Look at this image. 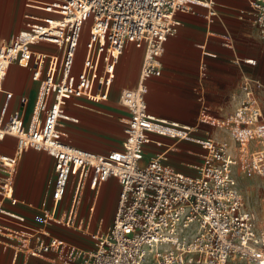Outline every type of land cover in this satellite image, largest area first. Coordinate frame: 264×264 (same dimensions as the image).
Listing matches in <instances>:
<instances>
[{
    "label": "built area",
    "instance_id": "1",
    "mask_svg": "<svg viewBox=\"0 0 264 264\" xmlns=\"http://www.w3.org/2000/svg\"><path fill=\"white\" fill-rule=\"evenodd\" d=\"M239 16L258 27L264 45V0H247ZM217 0H48L36 2L44 14L29 13L23 28L0 43V140L14 137L13 154L0 151V244L14 259L24 249L46 256L51 264H264V226L248 206L234 169L241 163L264 176V114L261 79L241 78L234 111L213 118L201 102V121L231 133L240 154L212 136L196 138L191 127L158 117L147 102L148 79L160 76L166 42L177 32V12L212 8ZM90 23L82 63L76 68L82 31ZM225 40L231 44L230 36ZM41 43L53 46L48 50ZM143 50L138 82L127 85L134 50ZM26 67L38 83L30 98L19 97L6 119L15 93L5 87L12 64ZM115 101L129 112L121 148L96 152L72 143L68 111L78 98ZM153 134L193 140L204 149L196 170L174 166L166 152L145 159V146L160 144ZM257 144L250 150L251 142ZM54 159L50 188L39 205V222L12 210L18 163L28 149ZM116 178L120 189L110 224L91 227L101 187ZM86 205V206H85ZM86 207V208H85ZM61 225L90 237L84 246L53 233ZM53 253V256L50 254Z\"/></svg>",
    "mask_w": 264,
    "mask_h": 264
},
{
    "label": "crops",
    "instance_id": "2",
    "mask_svg": "<svg viewBox=\"0 0 264 264\" xmlns=\"http://www.w3.org/2000/svg\"><path fill=\"white\" fill-rule=\"evenodd\" d=\"M43 1L48 0H0V43L13 38L23 28L27 14H44L45 12L36 8V2ZM242 8L249 9L247 0H217V4L212 8L195 5V12H177V18L181 20V24L178 26L177 32L166 42L165 52L162 56V74L151 77L147 81L149 86L147 102L151 113L177 122L179 125L190 126L193 137L212 136L217 141L227 139V134L222 128L201 121L199 96L202 95L207 104L210 116L222 118L232 113L238 104L241 97L243 74L257 77L264 83V45L258 27L239 16ZM226 36H230L231 44L225 40ZM38 47L43 50L53 48L47 43H41ZM136 57L137 51L134 50L127 71V85H135L138 82L143 50H141L139 67L135 70ZM5 87L15 93L6 115V119H8L10 113L20 106V95H28L30 102L35 99L38 83L32 80L28 68L14 63L8 70ZM258 95L264 114V89L260 90ZM4 96L5 94L0 92V112ZM114 96L113 93L107 101L95 102L78 98L74 102H70L69 113L79 119L78 122L67 121L65 125L68 138L72 143L100 153L122 147L126 125L121 147L115 146L102 150L87 143L82 144V140H77L74 136L75 125L82 123L85 110H95L112 116L113 113L110 112V109L105 110L104 107L113 109L116 107V110L124 111L126 116H122L121 121L124 120L123 122L126 123L129 112L115 101ZM153 138L159 140L162 145L147 144L145 146L146 160L154 154L166 152L171 163L178 169L194 172L193 169L196 168V165L192 164L199 163L201 160L199 162L196 160L201 159V155L204 153V149L199 143L157 134H153ZM231 142L230 146L225 143L229 146L230 151L235 153L231 149L235 141ZM15 147L16 139L14 137L7 136L0 140V151L6 154H13ZM150 147L154 150H148ZM171 147L174 148L171 149ZM249 147L250 150H255L257 144L252 141ZM147 153H149V157H147ZM20 169H32L35 174L30 178L27 175L28 172L24 175L22 172L19 180ZM45 171H51L52 179L54 159L45 151L35 149L25 151L18 163L15 177V193L22 201L19 200L20 202L14 205L7 204L9 208L26 215L34 222H39V213L30 204L39 205L51 185L50 180L48 188L45 189L46 181L42 175ZM39 177L44 178L45 186L39 184ZM112 179L110 178L108 181ZM116 181L118 185L119 182L117 179ZM40 187L42 189L41 197L38 200L35 194ZM102 219L104 220V218ZM52 230L54 234L67 239H70L67 232H74L67 228L60 230L59 225H54ZM13 254L12 247H4L0 244V264H15L20 259H22L20 264H23L26 257H21L20 254L14 259ZM30 263H33L32 260Z\"/></svg>",
    "mask_w": 264,
    "mask_h": 264
},
{
    "label": "rangeland",
    "instance_id": "3",
    "mask_svg": "<svg viewBox=\"0 0 264 264\" xmlns=\"http://www.w3.org/2000/svg\"><path fill=\"white\" fill-rule=\"evenodd\" d=\"M89 27L90 23H86L84 25L82 31V37L80 46L77 52V61H76V68L80 66L82 63L84 53H85V46L86 42L89 37ZM137 51V57L135 59V70L139 67L140 59H141V49L136 48L135 52ZM34 103V99L28 105V113L31 111L32 106ZM110 106H113L110 104ZM105 110H109L113 113L112 116L106 113H100L95 110H85L84 118L82 119V123L76 126V132L74 136L77 140H82V144H89L98 149H110L116 147H121L122 139L124 137V127L126 125L125 122L121 121L122 116H126L124 111L116 110L109 107H104ZM192 121L194 119L192 118ZM212 129L214 127H211ZM223 131L227 134V139H223L221 142H226L229 146L232 144L231 141L234 142V139L231 133L227 130ZM230 140V142H227ZM228 146V147H229ZM234 146L231 147L232 150L235 151L236 154H240L239 149ZM174 147H171L173 149ZM236 149V150H235ZM148 150H154L153 148H148ZM149 157V153L146 154ZM201 159H197L196 161H200ZM41 170V169H40ZM39 170V173H40ZM195 170V169H193ZM23 175L24 173L28 172V177H33L35 173H33L32 169H20L19 171V180L20 174ZM234 174L238 179L239 185L245 191L247 195V203L248 206L254 211L258 224L264 226V176L257 174L248 166L242 167L241 163L234 169ZM46 181V188L49 186V182L51 179V171H45L42 173ZM22 176V175H21ZM40 176V175H39ZM44 178L39 177V184L44 185ZM116 179L113 178L110 181H107L101 187V192L98 199V205L96 213L93 217L91 227L95 230L98 228L99 224L101 223L102 218H104V223L102 225V229L107 228L110 224L114 208L116 206V200L119 190V184H116ZM42 186V188H43ZM41 187L36 192V199H40L41 197ZM20 200V199H19ZM22 201V200H20ZM86 206V205H85ZM86 208V207H85ZM60 230H64L65 228L59 225ZM68 237L71 240H75V242L82 244L84 246L92 245L90 237L87 235L77 233V232H67ZM25 256V261L23 260V264H51V259L47 258L46 256H33L30 254L29 249H24V252L21 253V257ZM53 256V254H51ZM32 260L33 263H30ZM22 259H20L15 264H20ZM230 264H234L231 262ZM236 264V263H235ZM239 264H248L246 262H239Z\"/></svg>",
    "mask_w": 264,
    "mask_h": 264
},
{
    "label": "bare ground",
    "instance_id": "4",
    "mask_svg": "<svg viewBox=\"0 0 264 264\" xmlns=\"http://www.w3.org/2000/svg\"><path fill=\"white\" fill-rule=\"evenodd\" d=\"M124 121V120H123ZM28 150H31L30 148H28L26 151H28ZM104 223V220L102 219V224Z\"/></svg>",
    "mask_w": 264,
    "mask_h": 264
}]
</instances>
